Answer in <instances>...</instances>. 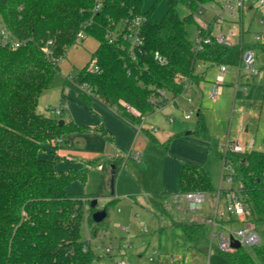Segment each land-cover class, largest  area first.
<instances>
[{"label": "trees", "instance_id": "obj_1", "mask_svg": "<svg viewBox=\"0 0 264 264\" xmlns=\"http://www.w3.org/2000/svg\"><path fill=\"white\" fill-rule=\"evenodd\" d=\"M144 1L104 0L102 10L94 12L93 0H0V20L20 42V47L15 48L0 39V264H93L100 258L92 249L84 251L87 241L82 239L81 229L86 223L92 235L101 232L102 222L93 220L98 205L92 208L91 204L105 195L112 196L106 173L112 166L116 177L123 160L91 162L93 167L102 166L98 190L93 194L68 193L67 187L73 182H85L87 169L59 171L60 157H46V147L61 139L66 128L76 132L91 129L73 122L61 126V119L45 116L38 109L41 95L52 87L60 60L76 44L80 31L94 38L99 46L87 65L72 80L66 79V84L88 105L99 103L135 132L141 118L130 113L126 106L142 116H151L162 104L159 91L178 98L206 81L208 66H239L245 50L264 52V46L258 44L243 48L212 44L202 52L194 51L189 38V26L195 24L193 13L182 18L177 6L181 2L195 11L199 4L212 0H167L168 10L161 21L153 20L151 12L143 11ZM139 15L147 19L140 47L132 48L122 36L113 43L109 41V29ZM49 41L53 45L49 47L50 53H46ZM156 53L168 63L160 64L155 59ZM93 61L98 72L90 69ZM65 96L63 91V99ZM93 131L109 136L102 126ZM194 132L217 153L218 142L211 138L202 113ZM152 140L161 145L153 136ZM226 161L234 167L239 190L252 209L251 220L256 229L264 227V152L255 149L247 153L227 152ZM193 192L217 191L203 166L185 162L180 193ZM117 202L113 199L106 203L107 213ZM175 226L182 229L190 244L209 242L206 224ZM221 253L231 264H264L262 241L249 249Z\"/></svg>", "mask_w": 264, "mask_h": 264}, {"label": "rangeland", "instance_id": "obj_2", "mask_svg": "<svg viewBox=\"0 0 264 264\" xmlns=\"http://www.w3.org/2000/svg\"><path fill=\"white\" fill-rule=\"evenodd\" d=\"M224 2L225 0H215ZM213 1L206 3L207 6H210ZM246 10L244 16V24L246 29L245 40L251 41L253 34L261 30V25L259 24V20L261 16L264 15V7L256 8V4L253 1L246 2ZM249 7H253V10H248ZM168 10V1L167 0H145L143 5L144 12H151L152 18L155 21H161L165 16ZM177 10L179 15L183 18L191 13H193V17L195 20V24L189 26V38L191 40L196 36L198 23L197 20L205 21L210 20L212 15L208 13L199 14L198 9L192 10L188 5L179 2L177 6ZM93 44V46L97 45V41L94 38H88L85 42H83L79 47H73L69 50L66 57L63 58L60 63L59 70L55 76L53 87L49 90L45 91L39 101V112L45 116L56 117L61 120H74L78 125L88 127L91 129L89 132H76L69 131L67 128L64 130V136L61 138L63 141L59 144V147L56 148L54 144L53 149L57 150L61 155L67 156V158H74L79 162L85 164L87 169V179L85 182L75 181L74 185H79L82 187L85 192H94L97 190L98 178L99 174L97 169L90 167L88 161L86 159H82L80 155L76 153L75 148V138L78 135H89L93 132V129L100 126L98 122H102L101 117H99L94 108L91 109L84 99L80 97L79 94L75 93V100L69 101V98H65V102L67 104H73V112L71 109H66L64 116H55L51 110L48 109L47 106H58L59 103L57 101V94L61 93L62 84L64 78L67 74L71 73L74 77L86 64L87 61L91 60V53L87 45ZM84 64V65H83ZM207 68V66H203ZM239 66H229V70L227 72V81L225 85H223V94L217 99L213 100L208 95L210 90V82L216 78L217 72L219 70L218 66H208V82H206L203 86L204 95L197 100L192 93L185 92L180 97L176 98L172 95H168V100L173 101L177 99L178 106L174 104H169L162 111H157L155 114L148 116V120L151 122L149 124H154L155 126H159L161 128V132L169 129H174L175 132L180 133L181 137L184 139H191L196 143V150L198 151L197 158L202 156L201 165L205 168L208 176L210 177L212 186L215 191H219L222 189H238L240 182L237 178H233L231 182L227 179L223 180L224 173V155L226 153V144L228 140L236 142V140L240 141V144L243 145L244 142L247 144H251L254 142L255 150L262 148L264 150V72L260 73L253 80L252 78H247L248 75L245 70L242 71L243 75L241 79H239L240 90L236 91L235 86L237 82V71ZM249 83V84H248ZM244 85H247V90L243 91ZM70 89L69 87L65 88V91ZM53 90L55 91V95H53ZM56 97V98H55ZM194 99L193 103H189V99ZM64 102V103H65ZM95 105V104H93ZM62 106H66L62 104ZM202 108V113L205 116V120L208 126L209 134L213 140L218 142V150L217 153L211 151L206 152V155H203V151L205 148V143L207 141L197 134H195V129L198 121L197 111L199 108ZM195 111L194 115L191 119H184L185 111ZM169 116H173L175 122H169ZM83 123V124H81ZM152 125V126H154ZM248 128V133L245 132V129ZM188 132H192V134H188ZM154 133V132H153ZM88 137V136H87ZM91 139V136L88 137ZM244 140V142H242ZM89 149H92L91 142L89 141ZM63 143V144H62ZM208 144V143H207ZM171 144H169V148ZM80 148V147H79ZM158 148V147H157ZM164 149L165 150H169ZM156 149V148H155ZM157 151H159L157 149ZM196 151V152H197ZM158 153V154H157ZM163 153L161 151L153 153V164L152 168L147 174H151L154 176L151 182L155 181V177L159 175L162 171L163 166V157L160 155ZM165 154V153H163ZM102 163V162H100ZM141 165V164H138ZM65 172H70L74 169L70 164L65 165ZM227 170H231L227 168ZM227 173V171H226ZM151 177V176H150ZM149 177V178H150ZM148 180L145 182V185H148ZM72 183V184H73ZM160 184V183H159ZM158 182H155L154 185L150 186L153 190L159 189ZM157 186V187H156ZM149 188V186L145 187ZM135 189V187H134ZM150 189V188H149ZM217 204L216 194H206V202L200 206L202 210H199L200 214L206 215L209 214ZM180 205V208H179ZM188 201L183 200L182 197L178 196L168 203V215L166 216L167 222L171 220V218L176 219L177 213L181 210L182 206L188 207ZM122 207L123 213H118V207ZM119 203L112 205L108 210L107 218L101 223V232L99 233L100 241H98L99 249L96 251L97 255L100 257L99 260L95 261L93 264H117V260L115 258H110L105 255L104 248L105 247H113V244L116 243L115 236H119L120 230L115 227L116 222H123L126 217L132 212V219L135 214H139V221H143L147 224L149 230V234L139 235L140 239H143L145 243L153 238L152 242H156L157 246L159 245V241L162 243V252L168 255H164L168 259H172L173 254H180L181 248H178V245H181L183 240L178 237L181 235L179 230H168L166 231L161 239L158 234V225L159 220L155 215L156 210L152 213L151 210L145 209L139 205H137L134 209H129L127 204V198L123 197ZM97 210L101 208L100 203L96 207ZM162 209L161 205L158 207ZM220 208L224 210L223 201H221ZM160 210H157L159 213ZM90 214V212H89ZM131 216V215H130ZM136 223V221H134ZM124 224V223H123ZM129 225V224H128ZM238 228L243 227L242 225L237 226ZM142 229V228H141ZM258 233L261 237V241L264 242V227L258 228ZM110 232L111 235H107L106 233ZM180 233V234H179ZM81 235L83 240L89 239V229L87 224L84 223L81 229ZM151 236V237H150ZM94 237V235H93ZM92 237V238H93ZM196 246V243H194ZM158 250V248H157ZM131 259L127 258V260L131 264H140L136 261L134 256L130 255ZM202 261H197L195 264H230L228 260L224 257L221 252L216 250L209 251L208 249L201 253ZM185 264H193V259L189 256L186 260Z\"/></svg>", "mask_w": 264, "mask_h": 264}, {"label": "crops", "instance_id": "obj_3", "mask_svg": "<svg viewBox=\"0 0 264 264\" xmlns=\"http://www.w3.org/2000/svg\"><path fill=\"white\" fill-rule=\"evenodd\" d=\"M214 2H220V1L214 0ZM88 38H91V37H87L83 42H85ZM80 45H74L73 47L76 48V47H79ZM87 46L89 49H91L90 53L92 54L91 55V59H92L93 54L95 53V51L97 50L99 46V43L97 42L96 46H93V44L91 43ZM62 60L63 59L60 60V63L62 62ZM89 61H87L86 64L85 65L83 64V65L86 66ZM60 63H59V66H60ZM84 66H82V68ZM70 76H73V75L69 73L65 76L63 84H62V88H61V93L57 94V101L59 105L58 106H50V105L47 106L49 110L53 108H58V107L63 108V113L61 115H56L53 112L55 116H64V114L66 113L65 112L66 109H71L72 113H74L73 104L72 103L67 104L64 100L65 98H69V101L75 100L74 96L76 92L66 84V79ZM242 76L243 75H241V77ZM241 77L239 79H241ZM247 78H252L253 80L255 79V77H247ZM208 81L210 80H208V73H206V81L201 83L199 87L193 86L187 92L194 94L195 98L199 100V98H201L204 95L203 86H205L204 84ZM212 81L210 83H212ZM226 81H227V73H226ZM66 87H69L70 89L67 88V90L65 91ZM244 87L247 88V85H244ZM244 87L242 89L243 91H244ZM235 90L239 91L240 86H238L237 89L235 86ZM63 91L66 95L64 99L62 97ZM53 95H55L54 90H53ZM190 100L191 102L189 103L194 102L193 98L189 99V101ZM62 104H65L66 106H62ZM172 104H174L175 106L179 105L177 99H176V102ZM88 106L91 109L94 108L96 114L99 117H101L102 122H98V125L100 124V126L104 128V130L108 133L109 136L105 137L104 135H102L100 132H97V131H93L89 135H78V137L75 138V145L77 147L75 148L76 153L80 155L82 159H86L90 167L97 169L98 174H99L98 185H99L100 176L102 174V166L93 167L91 166V162H94V161L103 162L106 159L114 160L117 158L123 160V164L120 167L115 177L114 193L111 191L112 196L105 195L104 197L99 198L98 203H107L110 200L116 199L118 201L117 204L119 203V206H120L121 198L125 197L127 198L128 208L131 209V211L137 205L145 209L151 210L152 213L156 210L155 215L157 216L159 220L157 231H158L160 239H161V236H163V234H165L166 231L168 230H179L181 235L178 237H180L183 240L182 244L178 245V248H181L180 254L178 255L173 254V257L175 258L168 259L167 257L164 256L168 254H165L164 252H162L161 240L159 241L158 243L159 245L157 246L156 242H152L153 238L149 240L147 243H145L143 239L139 238V235H146V233L149 234L150 229L148 228V231L144 232L141 229L140 223L137 222L139 220L131 221L132 219H130V217H132V214H131L132 212H130L128 217H126L123 222L115 223V227L118 230H120V234L117 237L116 235H114L116 238L115 239L116 243L113 244V247L115 249H120L126 241H129V243L131 244V247L127 249L125 252H122V257L123 258L125 257L127 259L131 257L130 255H132L134 256L136 261L140 264H145L147 262V258L149 257V255L154 250H157V248L161 255L159 259V264H185L189 256L193 259V264H195L197 261H202V258L200 255L205 250L208 249L209 254H210V251L216 250V248H212L210 245V228L208 226L207 228L209 230V242L199 241V242H196V246H194V243L193 244L188 243L182 229L180 227L175 226V224H178V223L179 224L204 223L205 219L215 215V212L217 209L222 211V209L220 208L221 201H223L224 208L226 204V197L224 195L225 198L222 199L220 202H217L216 207L209 214L203 215L199 213V210H202L201 208L197 206H193L185 198V194L180 193V177H181L184 163L190 162L192 164L202 166L201 165V163L203 162L202 156H199V158H197L198 151L195 148L196 147L195 141H192L191 139L182 138L180 133L175 132L173 128L161 132L160 131L161 128H158L159 126L157 127L154 124H149L151 122L148 120V118L144 125V128L140 130L136 129L137 132H135V129L132 126L127 124L125 121L119 118L115 113L103 107L99 103H96V102L90 103ZM196 111H197V115H199L200 113H202V108L200 107ZM170 117L171 116H169V118ZM63 121L65 123L73 122L77 126H81L75 122V119L74 120L72 119L63 120ZM151 127H157L158 131L154 133L152 131L147 132L149 128ZM245 132L248 133V128L245 129ZM188 134H192V132H188ZM87 136L88 137L91 136V139H89ZM152 136L156 138L161 145H156L152 140ZM62 141L63 139H59L56 142L48 145L46 147L45 156L49 158H53L55 155H58L60 157V162L58 163L57 168L61 172H65L66 164H70V167L72 166L74 168L72 170H75V171H82L86 169L85 164H83L82 162H79L78 160L74 158H67V156L61 155L57 150L53 149L54 144L56 145V148H58L59 144ZM89 141H92L91 146L93 147L90 150H88L89 143H90ZM236 141L240 143L239 140H236ZM166 142H168L167 147H165ZM242 142H244V140H242ZM207 143L204 142L205 148L204 150H202L203 155L204 154L206 155V152L209 151L210 143L208 141ZM169 144H171L170 146L171 148H169ZM243 145L245 146L251 145L252 147L251 150L255 149L253 141L251 142L250 145L247 144V142H244ZM168 148L169 150L164 151V149H168ZM157 149L165 153V154L160 153V155L163 157V166H162L161 173L155 177L154 182H151L154 176H152L151 174L150 175L147 174V172H149L152 168L153 153L159 152L157 151ZM258 150L264 152L262 148H259ZM138 164H141V165H138ZM113 169L114 168L112 166H109V169L106 173V179L109 181H111L113 177ZM147 179H149L148 183H150L151 185H154L155 182H158V184L160 183L158 185L159 189L153 190L150 184L145 185V182L147 181ZM98 185H97V190H98ZM147 186H149L150 189L145 188ZM110 188L112 189L111 185L109 189ZM96 191L85 192V190H83L81 186L74 185V183L67 187V192L70 194H93ZM178 196L182 197L183 200L188 201L189 205L188 207L182 206L181 210L175 216L176 219L171 218V220L167 222L166 216L168 215V211H169L168 203L169 201H171L172 199ZM160 205L162 209L158 208L160 207ZM118 208H121V211L119 212L117 209V212L123 213L122 207L120 206ZM179 208H180V205H179ZM157 210H160L159 213H157ZM161 218L165 220V223L163 224L161 223ZM134 221H136V223H134ZM230 224H233V220ZM239 225L240 224L235 222L233 224V227H237Z\"/></svg>", "mask_w": 264, "mask_h": 264}, {"label": "built area", "instance_id": "obj_4", "mask_svg": "<svg viewBox=\"0 0 264 264\" xmlns=\"http://www.w3.org/2000/svg\"><path fill=\"white\" fill-rule=\"evenodd\" d=\"M94 1V12H100L103 8L104 0H93ZM253 1L256 4V8L264 7V0H225L224 2H213L210 6L206 4H199L198 12L199 14L208 13L212 15L210 20L200 21L197 20L198 28L196 36L192 40L193 49L197 52L204 51L206 46L217 44L227 48L240 47L243 48L246 45H260L264 46V15L261 16L259 24L261 25V30L253 34L251 41L245 40L246 29L244 24V16L246 8V2ZM253 7H249L248 10H253ZM146 17L144 15L135 16L132 19H128L115 25L113 30L109 29L107 33V38L111 43L115 41L118 36H122L125 41H127L132 48L140 47L143 44L142 37V27L146 22ZM87 38L84 31H80L77 35V40L75 45H80ZM0 39L2 43L8 44L12 43L15 48L20 47V42L12 35V33L6 27L4 21L0 20ZM53 45L52 41L47 43V48H45L46 53H50L49 47ZM155 59L162 65L167 64L168 61L160 53H156ZM264 67V52L257 51L254 48H249L245 50L241 56V62L237 71V83L236 89L239 86V78L243 70L246 71L248 77H256L263 72ZM218 72L216 78L211 83L209 90V96L213 100L219 99L223 94V85L226 83V73L229 70L228 65H218ZM90 69L95 72L99 71L98 66L95 62L90 65ZM72 80L73 77L67 78ZM84 89H88L87 86H83ZM244 87V91H246ZM168 93L165 91H159V98L162 101L161 106L158 107V112L175 101L168 100ZM191 102V100L189 101ZM164 103V104H163ZM126 109L133 115L141 118V123L137 125V129H143L147 121L146 116H142L136 109L130 106H126ZM56 115H61L63 113V108H53L50 109ZM195 111H185L183 116L184 119L189 120L194 115ZM171 123L174 122V118L171 116L169 118ZM149 131L157 132V127L149 128ZM251 145H242L238 141L228 140L226 144V153H247L251 150ZM225 153V154H226ZM230 168L231 170H227ZM227 171V173H226ZM225 180L229 182L235 178V170L232 163L229 161L224 162V173ZM223 179V180H224ZM240 186V184H239ZM226 197V204L224 210H216L215 215L204 220L203 224H206L210 228V245L212 248H216L223 253H233L237 248L233 247L234 241H239L241 244L240 248H252L261 242V237L255 227L252 219V209L248 204L247 200L241 195L238 189H220L216 192L217 202H220ZM185 198L193 205L200 207L206 202V194L202 192H193L185 194ZM99 205V203H98ZM101 208L98 211L105 210L106 203H100ZM121 211V208H118ZM108 216V215H107ZM139 214L133 216L134 220H139ZM233 220V224L237 222L243 227H233L230 224ZM140 226L144 232L148 231V226L143 221H140ZM161 223H165V220L161 218ZM110 235V232L106 233ZM89 239H87V244L84 246V251L89 249L95 252L99 249L98 241L101 238L94 236L89 232ZM93 237V238H92ZM131 247L129 241H126L120 249H115L112 247H105L104 253L110 258H115L117 264H130L129 261L122 257V252H125ZM160 252L154 250L145 264H159ZM175 258V257H174Z\"/></svg>", "mask_w": 264, "mask_h": 264}, {"label": "water", "instance_id": "obj_5", "mask_svg": "<svg viewBox=\"0 0 264 264\" xmlns=\"http://www.w3.org/2000/svg\"><path fill=\"white\" fill-rule=\"evenodd\" d=\"M64 124L65 123H64L63 120L60 121V125L61 126H63ZM113 173H114V171H113ZM114 185H115V177L113 175V177L111 179V187H112V192L113 193L115 191ZM97 205H98V199L93 200L92 204H91V207L95 208ZM107 215H108V213H107L106 210L96 211V212L93 213V220L96 223H101L107 218ZM232 245H233L234 248H237V249H239L241 247V244L239 243V241H234Z\"/></svg>", "mask_w": 264, "mask_h": 264}]
</instances>
